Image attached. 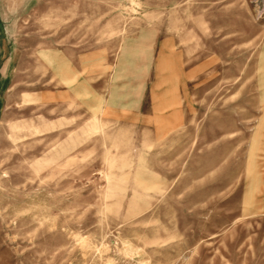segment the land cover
<instances>
[{
    "label": "rangeland",
    "instance_id": "rangeland-1",
    "mask_svg": "<svg viewBox=\"0 0 264 264\" xmlns=\"http://www.w3.org/2000/svg\"><path fill=\"white\" fill-rule=\"evenodd\" d=\"M1 9L0 264H264V0Z\"/></svg>",
    "mask_w": 264,
    "mask_h": 264
},
{
    "label": "crops",
    "instance_id": "crops-1",
    "mask_svg": "<svg viewBox=\"0 0 264 264\" xmlns=\"http://www.w3.org/2000/svg\"><path fill=\"white\" fill-rule=\"evenodd\" d=\"M3 4V0H0V91H3L8 89L10 86V75L12 71V49H11V43L14 39V36L16 34V31L13 30V25L11 24V21L9 19H6L2 15V9L1 6ZM11 33V35H9ZM49 59V62L56 64V74L60 77L61 80L67 81L69 80L70 87L73 90L79 89L80 93H82V86H74L76 80L78 79L77 72H71L72 70L68 67L66 61L64 58L59 57L57 54H53ZM82 63V62H80ZM87 63V60L84 62ZM83 63V64H84ZM88 64H92L91 66L94 69L97 68L95 62L88 61ZM91 69V71H93ZM90 71V72H91ZM95 104L93 106L90 105V107L95 110L97 105V99L95 100ZM101 102V110H103ZM93 115V114H92ZM95 118L98 116V114H94L93 117Z\"/></svg>",
    "mask_w": 264,
    "mask_h": 264
},
{
    "label": "clouds",
    "instance_id": "clouds-1",
    "mask_svg": "<svg viewBox=\"0 0 264 264\" xmlns=\"http://www.w3.org/2000/svg\"><path fill=\"white\" fill-rule=\"evenodd\" d=\"M9 35H11V33H9Z\"/></svg>",
    "mask_w": 264,
    "mask_h": 264
}]
</instances>
